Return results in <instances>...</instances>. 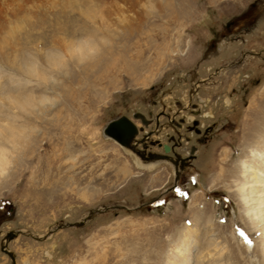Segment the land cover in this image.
<instances>
[{
    "label": "rangeland",
    "instance_id": "obj_1",
    "mask_svg": "<svg viewBox=\"0 0 264 264\" xmlns=\"http://www.w3.org/2000/svg\"><path fill=\"white\" fill-rule=\"evenodd\" d=\"M202 80L200 114L174 126ZM0 98V129L22 144L0 136V264H12L11 231L16 264L263 263L264 225L238 187L264 135V0H0ZM136 113H164L135 148L188 158L177 182L106 136Z\"/></svg>",
    "mask_w": 264,
    "mask_h": 264
},
{
    "label": "bare ground",
    "instance_id": "obj_2",
    "mask_svg": "<svg viewBox=\"0 0 264 264\" xmlns=\"http://www.w3.org/2000/svg\"><path fill=\"white\" fill-rule=\"evenodd\" d=\"M91 39V37H90ZM89 39V40H90ZM84 43V42H83ZM90 43H94V42H89L87 43L84 48H90ZM81 47V46H80ZM82 48V47H81ZM88 48V49H89ZM93 48V47H92ZM91 48V49H92ZM82 51V49H81ZM88 58V57H87ZM30 67V68H29ZM25 72H30L31 70L33 72H35V68L34 66H28V65H24V69H23ZM19 91V90H18ZM3 97V96H1ZM15 97L16 96H8V97H3L4 100H9L11 101L12 99L14 101H17L15 100ZM2 98H0V105L3 101ZM2 100V101H1ZM24 102H27L28 104V100L27 98H24ZM23 101V100H22ZM227 101V100H226ZM26 104V103H25ZM25 104H22V105H19L20 107H23ZM3 105V104H2ZM0 108H2L0 106ZM254 110L255 112V108H251V111ZM263 110V109H262ZM1 112V110H0ZM253 112V111H252ZM263 115V114H262ZM257 116V115H255ZM254 116V118H255ZM260 116V115H259ZM8 118V117H7ZM14 118V117H13ZM2 120V119H1ZM255 120V119H254ZM253 120V122L255 123V121ZM6 121V120H5ZM259 121V120H258ZM263 123L261 124L262 126H264V120L262 121ZM1 124V123H0ZM3 125V123L1 124ZM254 126V125H253ZM9 127V125H8ZM7 129V128H6ZM5 129V130H6ZM13 129V128H12ZM252 129V128H251ZM249 130V132L252 130ZM254 130V129H253ZM258 130V129H257ZM11 132V131H10ZM240 132V131H239ZM256 133V132H255ZM13 134V133H12ZM2 135V137L4 136V140H7L9 141L10 143H12V146L14 145L16 149V147H18L19 145L18 144H21V142L18 141V139L15 137V136H12V139L10 138V136H6V134H3V131L2 129H0V136ZM258 135V134H257ZM107 136V135H106ZM109 137V136H107ZM111 138V137H109ZM254 138V137H253ZM17 139V140H16ZM112 139V138H111ZM260 143L259 144H256L257 146L255 147V149H253L250 154L248 155V160L247 161H242L239 163V167L242 171L243 174H245V180L244 182L245 183H242V184H239V187H238V195L239 197L241 198V200L244 202V206L246 207L248 213L247 215L249 214V218H251L252 222L255 223V220L258 222V223H263L264 225V135L260 136ZM114 140V139H113ZM256 140V139H255ZM18 141V142H17ZM117 142V141H116ZM118 143V142H117ZM256 143V142H255ZM5 143H0V174H4L5 172V168H6V165L7 163H10L9 160V155H8V151L7 149L5 148ZM119 144V143H118ZM253 144V143H252ZM9 145V144H8ZM22 145V144H21ZM20 145V146H21ZM123 147V146H122ZM8 148V147H7ZM19 150V149H18ZM160 162H155V163H149L146 165H141L140 163V166L143 168V169H152L151 167L156 164H159ZM172 169V168H171ZM7 172V171H6ZM178 172V171H177ZM176 174V173H175ZM206 205V204H205ZM209 208V207H208ZM207 210V209H206ZM205 210V208L203 210H201L200 214L201 216L204 215L206 217L207 215V211ZM177 212V211H176ZM178 213H181L180 210L178 209ZM199 213V212H198ZM200 216V218H201ZM211 217V216H210ZM212 218V217H211ZM210 221V220H209ZM256 224V223H255ZM262 225V226H263ZM224 227V226H223ZM263 235H264V227H263ZM182 235V233H180ZM244 241V240H243ZM182 241L179 240V243H181ZM243 248L245 251H250L251 250V244L249 243H245V244H242ZM185 249V248H184ZM8 250V248H7ZM260 250V251H259ZM262 251V254H263V257H264V247L262 248H259L258 246L257 247H254L253 248V252L258 254L259 252ZM11 252V251H9ZM12 253V252H11ZM246 253V252H245ZM14 255V254H13ZM15 257V255H14ZM257 261V259L255 260ZM254 261V262H255ZM260 263H262L260 260H259ZM264 264V260H263V263Z\"/></svg>",
    "mask_w": 264,
    "mask_h": 264
},
{
    "label": "water",
    "instance_id": "obj_3",
    "mask_svg": "<svg viewBox=\"0 0 264 264\" xmlns=\"http://www.w3.org/2000/svg\"><path fill=\"white\" fill-rule=\"evenodd\" d=\"M203 81L202 83H204ZM197 106L194 105L193 108H196ZM198 114V113H197ZM135 118L141 119L144 123V125H149L150 122L147 121V119L144 117L143 114L141 113H136L134 115ZM198 122H196L197 124ZM104 132L107 136L111 137L115 141H117L121 146L132 149V151L138 155H140L143 160L145 161H151V160H172L171 157L166 156V155H160V154H155V153H149L148 155H145V153L141 152L140 150H137L135 146L133 147V143H138L137 141V136L140 134V129L137 127V125L128 117L126 116H118L116 119L112 120L104 129ZM165 151L169 153L171 151L170 147L165 145L164 146ZM179 161L180 159H176ZM186 160H183L182 162L185 163ZM114 208H105V210H112ZM119 209V208H118ZM100 209H95L89 212V214L80 222L73 223V224H62L59 225L56 229L52 230L48 236L45 237H37L38 240L44 241L46 240L49 236H51L57 229H64V228H82L91 221L95 215L100 213ZM21 231H11L9 232L5 240L2 242L1 249L4 253H6L12 260V264H16L15 257L13 253L9 252L7 250L8 248V243L13 240L16 236H18ZM29 236H34L33 233H24Z\"/></svg>",
    "mask_w": 264,
    "mask_h": 264
},
{
    "label": "flooded vegetation",
    "instance_id": "obj_4",
    "mask_svg": "<svg viewBox=\"0 0 264 264\" xmlns=\"http://www.w3.org/2000/svg\"><path fill=\"white\" fill-rule=\"evenodd\" d=\"M223 70V69H222ZM226 72V70H224V71H221V72H219V73H216L215 75L219 78V79H222L223 78V73H225ZM218 74V75H217ZM202 81H205V80H202ZM202 81H200V82H202ZM198 83V85H197V88L196 89H193L192 91H191V94H190V98H189V100H188V103H187V106L185 107V108H183L184 109V111H185V113L186 114H184V115H182L181 117H180V121H177L176 119H172V115H169V116H167V118L168 119H170V121H171V123L174 125V126H176L177 127V125H178V127H180V128H182L183 127V124L184 123H186V122H192V120H193V117L194 116H196V115H199L200 113H199V107H198V105H196L197 107L196 108H193V104H194V100H195V97H196V95H197V93L200 91V87H201V85L200 84H204V83ZM179 106V108H182V104H179L178 105ZM198 113V114H197ZM142 114V113H141ZM162 114H164V113H162ZM162 114H158V115H156V117H155V120L153 119V114H149V118H147L144 114V117L147 119V121L148 122H150L149 123V125H144V123H143V121L141 120V119H137V118H134L135 120H139L140 121V123H136L135 121H133L136 125H137V127L140 129V133L142 132L143 133V131H145V129H147V128H151L152 129V126L151 125H154L155 123L156 124H158L159 123V125H158V129H160L162 126H161V124L163 123L162 121H163V119L161 118V117H163V115ZM135 115V114H134ZM167 115V114H166ZM196 122H198L197 124H196ZM154 127V126H153ZM167 127H170V126H168L167 125ZM166 128V127H165ZM189 130L190 131H195L196 133H200V129H199V121H195V123H194V127H190L189 128ZM140 135V134H139ZM139 137V136H138ZM137 137V138H138ZM136 138V139H137ZM200 143H203V139H200V141H199ZM150 146H154V145H151L150 143H148ZM136 145V143H133L132 144V146L134 147ZM123 149H125V150H128L130 153L132 152V153H134L133 151H132V149H128V148H125V147H123ZM198 151V148L197 147H193L192 148V153H193V155L196 153ZM164 152L166 153V154H168L166 151H165V148H164ZM149 153H151V152H148V154ZM166 156H168V155H166ZM170 157V156H169ZM172 158V157H171ZM180 159L179 161H177L176 159ZM137 159L138 160H140V161H142L143 163H147V164H149V163H155V162H163V163H166V165H162V166H165V167H168L167 169L169 170H171L172 171V180H173V177L175 176V179H176V182H177V180H179V179H177V178H180L181 177V175L182 174H186V173H188V171H190V169L192 168V165H191V163H190V160L188 159V158H186V159H183V158H181V157H177L176 159H174V158H172V160H170V161H168V160H151V161H145V160H143V159H141V158H139V156L137 157ZM183 160H186L185 161V163H183L182 161ZM172 168V169H171ZM178 171V172H177ZM176 173V174H175ZM15 261H16V259H15Z\"/></svg>",
    "mask_w": 264,
    "mask_h": 264
}]
</instances>
